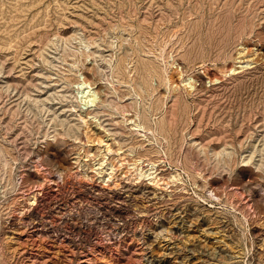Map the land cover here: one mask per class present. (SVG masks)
I'll use <instances>...</instances> for the list:
<instances>
[{
    "label": "rangeland",
    "instance_id": "374dc122",
    "mask_svg": "<svg viewBox=\"0 0 264 264\" xmlns=\"http://www.w3.org/2000/svg\"><path fill=\"white\" fill-rule=\"evenodd\" d=\"M0 264H264V0H0Z\"/></svg>",
    "mask_w": 264,
    "mask_h": 264
},
{
    "label": "bare ground",
    "instance_id": "6f19581e",
    "mask_svg": "<svg viewBox=\"0 0 264 264\" xmlns=\"http://www.w3.org/2000/svg\"><path fill=\"white\" fill-rule=\"evenodd\" d=\"M242 51L241 52H238L237 53V55H239L237 58H236V60H235V62H234V66H232L231 67V69L229 70V73L228 74H231V75H233V74H237V73H240V72H242V71H245V70H247V69H250V68H252L253 67V62L252 61H245V60H243L242 59V57H241V55H242ZM246 57V56H245ZM247 60V59H246ZM86 79H82L81 81H78L77 82V84H76V88H75V97H76V100L78 101V103L80 104V109H81V114L79 115L80 117H81V119H83L82 118V115H84L85 113L86 114H89V112L91 111V109L93 108V107H96L97 106V104H98V102H99V94L96 92V90L92 87L93 85H91L89 82H87V81H85ZM187 83H186V85H189L190 87H192V84H191V82L190 81H186ZM194 87V86H193ZM79 111V110H78ZM77 113V112H76ZM79 114V113H78ZM139 117V116H138ZM77 118H78V116H77ZM127 118V117H126ZM125 118V119H126ZM133 118H135V117H133ZM94 119V118H93ZM97 119V118H96ZM125 119L123 118V120L125 121ZM136 119H137V117H136ZM84 120V119H83ZM127 121H128V119H126ZM139 120V119H138ZM84 121H86V120H84ZM88 121V120H87ZM86 121V122H87ZM130 121H132V120H130ZM134 121H136L135 119H134ZM82 122V121H81ZM133 122V121H132ZM138 122V121H137ZM87 123H89V122H87ZM132 126H134L135 127V129H133L132 131H136L137 133H146L147 131L145 130V128H144V126L141 124V123H136V122H133V124H132ZM139 135V134H138ZM147 135V134H146ZM145 136V135H144ZM102 142V141H101ZM104 142V141H103ZM109 145V144H108ZM108 148V147H107ZM108 150H110V149H108ZM109 152V151H108ZM94 160V159H93ZM105 160H106V158H105V156H102V158H101V163L99 164V168L98 169H96V172L97 173H102V170H103V166H104V164H105ZM138 163V161L136 162V163H134V164H136V178H137V180H140L141 178H143V177H145V176H148V175H153V173H150V171L152 170H154V165L153 164H151V168H150V170H146L145 172H144V170H143V168H141L140 167V165H138L137 164ZM140 163V162H139ZM87 164V163H86ZM150 165V164H149ZM135 167V166H134ZM113 168V167H112ZM151 171V172H152ZM112 175V174H111ZM176 175V174H175ZM178 177V176H177ZM174 178H176V176L174 177ZM136 180V179H135ZM151 181L156 185V186H160L161 187V181H160V179H158V176H156V177H153L152 179H151ZM215 196V195H214Z\"/></svg>",
    "mask_w": 264,
    "mask_h": 264
}]
</instances>
